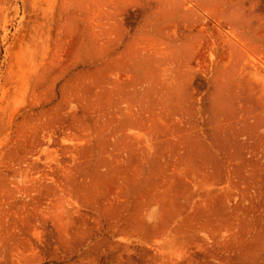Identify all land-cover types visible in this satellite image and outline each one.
<instances>
[{
	"label": "rangeland",
	"instance_id": "1",
	"mask_svg": "<svg viewBox=\"0 0 264 264\" xmlns=\"http://www.w3.org/2000/svg\"><path fill=\"white\" fill-rule=\"evenodd\" d=\"M0 264H264V0H0Z\"/></svg>",
	"mask_w": 264,
	"mask_h": 264
}]
</instances>
